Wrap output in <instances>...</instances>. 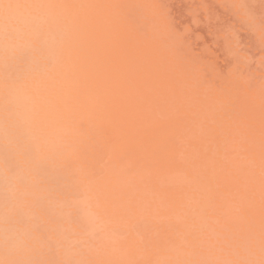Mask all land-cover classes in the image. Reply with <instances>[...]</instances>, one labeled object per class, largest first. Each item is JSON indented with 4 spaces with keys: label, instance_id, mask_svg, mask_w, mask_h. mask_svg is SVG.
<instances>
[{
    "label": "rangeland",
    "instance_id": "obj_1",
    "mask_svg": "<svg viewBox=\"0 0 264 264\" xmlns=\"http://www.w3.org/2000/svg\"><path fill=\"white\" fill-rule=\"evenodd\" d=\"M0 264H264V0H0Z\"/></svg>",
    "mask_w": 264,
    "mask_h": 264
}]
</instances>
